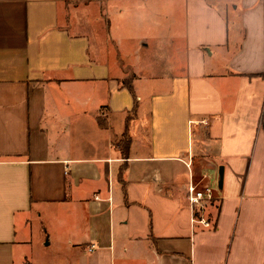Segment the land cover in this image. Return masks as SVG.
<instances>
[{"label": "crops", "instance_id": "crops-1", "mask_svg": "<svg viewBox=\"0 0 264 264\" xmlns=\"http://www.w3.org/2000/svg\"><path fill=\"white\" fill-rule=\"evenodd\" d=\"M262 72L264 0H0V264H264Z\"/></svg>", "mask_w": 264, "mask_h": 264}, {"label": "built area", "instance_id": "built-area-1", "mask_svg": "<svg viewBox=\"0 0 264 264\" xmlns=\"http://www.w3.org/2000/svg\"><path fill=\"white\" fill-rule=\"evenodd\" d=\"M187 164L191 165L190 162ZM202 180L195 181L192 177L187 188V202L191 210L193 229L214 227L215 220L212 209L218 207L220 200L217 189L209 182H203Z\"/></svg>", "mask_w": 264, "mask_h": 264}, {"label": "rangeland", "instance_id": "rangeland-1", "mask_svg": "<svg viewBox=\"0 0 264 264\" xmlns=\"http://www.w3.org/2000/svg\"><path fill=\"white\" fill-rule=\"evenodd\" d=\"M229 20L232 22V17L231 16H229ZM128 33H129V35H128L129 40L133 39L132 41L136 42L135 38L140 34V32L137 31V30H134V29H133V31H128V32L125 31V34H128ZM149 49H151V48H149ZM213 187H215V186H213ZM48 221H49L48 224L47 223L41 224L40 229H37V234L36 235L34 233L33 242L30 245V247L28 248V253H30V258L32 260H33V258L40 259L42 257L41 255L44 252L49 254V256H51L52 254H55L56 253L55 249L57 247V242L61 241V240L57 239L54 236V233H52V235H53L52 244L50 246H45V243L47 241L50 242V238H51L50 230H49V224L52 226V228H53V224H54V223H51V220H48ZM46 250H51V251H46Z\"/></svg>", "mask_w": 264, "mask_h": 264}, {"label": "water", "instance_id": "water-1", "mask_svg": "<svg viewBox=\"0 0 264 264\" xmlns=\"http://www.w3.org/2000/svg\"><path fill=\"white\" fill-rule=\"evenodd\" d=\"M218 180H219V186L221 187L222 186V182H223V171H222V168H220Z\"/></svg>", "mask_w": 264, "mask_h": 264}, {"label": "trees", "instance_id": "trees-1", "mask_svg": "<svg viewBox=\"0 0 264 264\" xmlns=\"http://www.w3.org/2000/svg\"><path fill=\"white\" fill-rule=\"evenodd\" d=\"M261 74L264 75V72H262ZM261 124H262V126L264 127V110H263L262 117H261ZM127 144H128V143H126L125 148H127ZM124 150H125V149H124Z\"/></svg>", "mask_w": 264, "mask_h": 264}]
</instances>
